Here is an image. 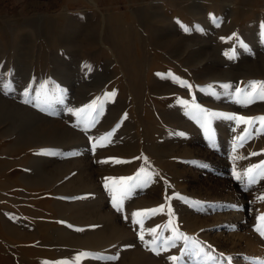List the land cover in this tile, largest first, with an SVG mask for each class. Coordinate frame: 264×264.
<instances>
[{
  "label": "rangeland",
  "instance_id": "rangeland-1",
  "mask_svg": "<svg viewBox=\"0 0 264 264\" xmlns=\"http://www.w3.org/2000/svg\"><path fill=\"white\" fill-rule=\"evenodd\" d=\"M252 81L264 0H0V264H264Z\"/></svg>",
  "mask_w": 264,
  "mask_h": 264
},
{
  "label": "snow or ice",
  "instance_id": "snow-or-ice-1",
  "mask_svg": "<svg viewBox=\"0 0 264 264\" xmlns=\"http://www.w3.org/2000/svg\"><path fill=\"white\" fill-rule=\"evenodd\" d=\"M188 29L185 28V31H187ZM227 87V86H225ZM250 88H251V91L250 92H247L244 99L241 100L240 102L243 103V104H248V103H251L253 101V99H260V100H264V81H252L250 82ZM239 89L237 90V92L239 93ZM114 95V94H113ZM26 103L28 101H25ZM92 106H90L91 108ZM71 111V110H70ZM77 114L79 115V111L77 112ZM210 115H223V114H216V113H212ZM228 119H234L236 120L238 123H245V124H249L251 125L252 123H254L257 119L260 120L262 126H264V117H259V118H255V117H249V118H245V117H236V116H228L227 117ZM253 155H256V153H253ZM119 162V161H117ZM257 168H260L261 169V172L260 174L262 176H264V163H262L261 165L259 166H253V168H250L248 169V175H249V182L252 183V182H255L253 177H252V174L256 171ZM237 179H240V176L239 174H237L236 176ZM131 179V178H121L120 182H119V188L117 189V191L120 192L121 194V198L127 194V192L130 190L127 186V181ZM115 183V181L113 182ZM114 204L117 206V209L119 210V200H117L116 198H114ZM164 210V206L161 205L158 209H148V210H144L143 212H137L135 213L134 215L137 216V217H142L146 214H154V213H157V212H160V211H163ZM260 221H261V224L257 227V231L260 232V234L262 236H264V215H262L260 217ZM137 223H141L140 220H137L136 221ZM142 240H143V235H141L140 237ZM152 251H156V248H152ZM170 259H172L173 261H176L178 258L173 256V257H170Z\"/></svg>",
  "mask_w": 264,
  "mask_h": 264
}]
</instances>
